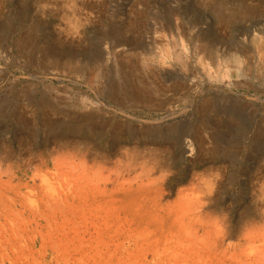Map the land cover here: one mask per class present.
<instances>
[{
    "label": "rangeland",
    "instance_id": "rangeland-1",
    "mask_svg": "<svg viewBox=\"0 0 264 264\" xmlns=\"http://www.w3.org/2000/svg\"><path fill=\"white\" fill-rule=\"evenodd\" d=\"M263 214L264 0H0V264H261Z\"/></svg>",
    "mask_w": 264,
    "mask_h": 264
},
{
    "label": "bare ground",
    "instance_id": "bare-ground-1",
    "mask_svg": "<svg viewBox=\"0 0 264 264\" xmlns=\"http://www.w3.org/2000/svg\"><path fill=\"white\" fill-rule=\"evenodd\" d=\"M222 90V89H221ZM193 208V211H189L190 209H192ZM192 208H190L189 210H187V211H189V213L187 212L184 216H183V214H182V212H181V216H177V218H176V220H174V222L176 223V227L177 228H180V229H182L181 227L186 223V221H192V220H195V218H197V216H199V215H197L200 211H202L201 210V208H194V207H192ZM187 209V208H186ZM195 209V210H194ZM184 211V210H183ZM186 211V210H185ZM264 215V214H263ZM186 230H188V229H186ZM185 230V233H184V235H186L188 238H190V240H196V238L195 237H197L196 236V233H194L193 234V232L192 233H189V232H187ZM190 231V230H189ZM192 231V230H191ZM189 233V234H188ZM181 235V233L180 232H174L173 233V235L171 236V238H175V239H177V237H179ZM229 238V237H228ZM262 240V239H261ZM224 239L222 238V241L220 242V245L221 244H223L224 242ZM217 242V241H216ZM255 245H257V244H255ZM261 245V244H260ZM254 250H253V249ZM251 249L255 252V246H251ZM250 249V250H251ZM216 250H217V245H213L212 246V248L210 249V252L211 251H213V252H216ZM247 250H249V249H247ZM264 250V249H263ZM258 251H260L259 249H258ZM258 251H256V253H258ZM212 252V253H213ZM249 252V251H248ZM253 252V253H254ZM262 252V251H261ZM247 253V252H246ZM253 253H252V255H253ZM247 255V254H246ZM248 255H251L250 254V252H249V254ZM247 255V256H248ZM257 255V257H258V254H256ZM263 255V254H262ZM261 255V256H262ZM260 256V257H261ZM264 256V255H263ZM210 257H211V255H208V256H202V257H200V259H199V263L198 264H210V262H208V261H210ZM259 257V258H260ZM259 258H256V259H258L259 261L261 260V258L259 259ZM264 259V258H263ZM262 259V260H263ZM260 261L259 263H261V264H263L264 262L263 261ZM257 261V260H256ZM254 262V261H253ZM234 263L235 264H243L242 263V261L240 260V259H238V260H235L234 261ZM216 264H220L219 262H217ZM255 264V263H254ZM258 264V263H257Z\"/></svg>",
    "mask_w": 264,
    "mask_h": 264
}]
</instances>
